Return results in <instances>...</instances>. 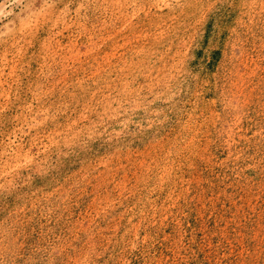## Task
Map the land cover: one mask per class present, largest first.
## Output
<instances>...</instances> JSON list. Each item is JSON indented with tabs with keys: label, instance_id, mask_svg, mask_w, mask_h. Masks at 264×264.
Instances as JSON below:
<instances>
[{
	"label": "rangeland",
	"instance_id": "1",
	"mask_svg": "<svg viewBox=\"0 0 264 264\" xmlns=\"http://www.w3.org/2000/svg\"><path fill=\"white\" fill-rule=\"evenodd\" d=\"M0 264H264V0H0Z\"/></svg>",
	"mask_w": 264,
	"mask_h": 264
}]
</instances>
